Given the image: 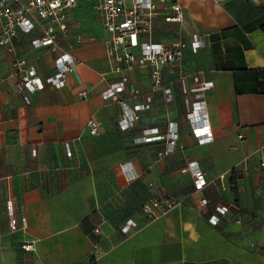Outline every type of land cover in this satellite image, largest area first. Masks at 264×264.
<instances>
[{"label":"crops","instance_id":"crops-1","mask_svg":"<svg viewBox=\"0 0 264 264\" xmlns=\"http://www.w3.org/2000/svg\"><path fill=\"white\" fill-rule=\"evenodd\" d=\"M179 1L184 21L158 17L156 37L178 33L189 42L182 64L188 85L195 72L213 82L205 96L215 134L209 142L193 133L171 70L174 101L159 91L135 125L120 127L125 106L106 92L121 74L112 70L108 33L90 1L79 0L70 30L58 37L76 70L63 85L27 92L29 102L17 88L15 59L46 77L56 52L35 43L40 29L18 30L11 49L0 42V264H264V0ZM196 34L206 40L199 50L191 45ZM129 78L122 96L130 108L145 95L130 97L129 89L147 91L151 79L145 68ZM90 117L102 123L98 133H91ZM173 120L180 127L173 151L165 152V138L137 140L143 126L165 132ZM194 163L207 180L200 191ZM223 173L234 188H220ZM164 192L180 203L149 220L144 201ZM204 196L208 204L200 202ZM129 219L137 226L125 232Z\"/></svg>","mask_w":264,"mask_h":264},{"label":"built area","instance_id":"built-area-1","mask_svg":"<svg viewBox=\"0 0 264 264\" xmlns=\"http://www.w3.org/2000/svg\"><path fill=\"white\" fill-rule=\"evenodd\" d=\"M93 8L100 13L103 27L108 33L106 37L107 54L110 57L112 70L121 74L107 89L106 95L115 102H122L125 106L124 113L119 119V125L123 129H130L141 119V112L152 106L154 95L162 91L167 102L174 101L172 81L166 82L169 70L175 75V79L181 83L185 93V103L188 109V117L192 123V131L200 142L214 140L213 127L208 120V108L206 93L212 89L213 82L203 79L198 73H192L193 82L188 85V75L183 73L182 64L184 54L189 42L180 34L173 38L156 37L158 17L166 22L181 23L184 21V7L179 0H87ZM223 1V0H216ZM79 0H0V23L2 31L0 42L8 44L12 48V38L18 30L27 33L40 29L34 41L41 46H49L55 52V71L46 77L38 74L35 66H27L26 60L17 58L14 67L18 73L17 88L29 102V91L42 88L46 83L63 85L68 81L70 72L76 70V59L72 53L62 50L58 44V37L70 30V21L74 20V10ZM83 36L77 35L81 41ZM194 50H199L206 45L204 35L196 34L191 41ZM148 69L151 79V87L147 91H141L134 87L129 89L130 97L142 95L144 100L132 107L125 105L122 92L127 89L130 81L129 72L139 69ZM88 91H82V96L87 97ZM101 122L95 117L88 119L91 133H98ZM180 127L177 121L170 122L167 130L162 132L158 127L143 126L138 141H152L166 139L165 152H171L178 143ZM243 137V133L238 131ZM261 164L264 165V155L261 156ZM128 177L134 175L127 170ZM192 177L195 181L196 191H200L207 184L204 170L196 163L192 167ZM220 188L227 190L234 188L236 182L231 180L226 173L218 176ZM208 197H201L200 202L209 203ZM180 201L167 192L149 197L142 205V212L149 220L156 219L172 210ZM10 225L13 229L19 227L18 218L9 205ZM228 209L225 206L223 213ZM213 223L220 220V216L214 215L210 219ZM23 224L26 223L22 219ZM137 226V222L129 219L123 226V231H130ZM100 230V228H96ZM31 244H23V248L30 249Z\"/></svg>","mask_w":264,"mask_h":264}]
</instances>
